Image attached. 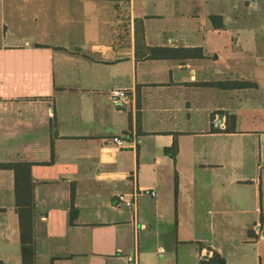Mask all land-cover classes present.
<instances>
[{"label": "crops", "instance_id": "0c3cea01", "mask_svg": "<svg viewBox=\"0 0 264 264\" xmlns=\"http://www.w3.org/2000/svg\"><path fill=\"white\" fill-rule=\"evenodd\" d=\"M213 1L0 0V162L31 163L35 264H201L215 251L264 264V31L229 27L235 0ZM224 80L257 86L205 84ZM142 188L156 195L119 203ZM201 227H238L242 241ZM0 264H23L12 169H0Z\"/></svg>", "mask_w": 264, "mask_h": 264}, {"label": "trees", "instance_id": "16d2710c", "mask_svg": "<svg viewBox=\"0 0 264 264\" xmlns=\"http://www.w3.org/2000/svg\"><path fill=\"white\" fill-rule=\"evenodd\" d=\"M211 20L217 28L223 27L221 15H211ZM138 43L144 42V34L142 29L137 28ZM148 58H192L205 57L202 47H151L146 46ZM207 85L218 86L221 88H245L257 86L255 82L246 80H224L206 82ZM235 121V116H232ZM230 130V128H228ZM165 151L171 156L176 157L178 151V143H174L166 147ZM30 162H0V169H12L15 172V195L16 207L20 219L21 230V252L23 264H35L36 258V242L34 232V181L30 172ZM225 258L217 251L207 261L203 260L201 264H225Z\"/></svg>", "mask_w": 264, "mask_h": 264}, {"label": "rangeland", "instance_id": "374dc122", "mask_svg": "<svg viewBox=\"0 0 264 264\" xmlns=\"http://www.w3.org/2000/svg\"><path fill=\"white\" fill-rule=\"evenodd\" d=\"M213 2H215L214 6H219L220 8L232 6L231 2L228 5L226 0H214ZM251 2L257 4L259 7H249L245 3V0H235L233 3L234 7H231L235 10L228 17L229 27L234 28V26H238L239 30L257 29L264 31V0H247V3L250 4ZM174 231L175 230H173V233ZM196 232L197 234L199 233L202 238H210L211 241H242L241 237L243 236L242 229H239L238 227L228 228L227 231L222 229V227H216L215 231L201 227ZM182 233L187 235L188 232L183 231ZM260 241H264V239Z\"/></svg>", "mask_w": 264, "mask_h": 264}, {"label": "built area", "instance_id": "2783aa9c", "mask_svg": "<svg viewBox=\"0 0 264 264\" xmlns=\"http://www.w3.org/2000/svg\"><path fill=\"white\" fill-rule=\"evenodd\" d=\"M111 95L115 100L126 99L128 97L127 91L121 88L112 89ZM112 140L121 147H124L127 143V139L121 136H113ZM141 193L148 195H156V190L153 188H142L130 193H120L118 194L117 198L119 203L125 205L126 207L134 208L137 204V197Z\"/></svg>", "mask_w": 264, "mask_h": 264}, {"label": "water", "instance_id": "95a60500", "mask_svg": "<svg viewBox=\"0 0 264 264\" xmlns=\"http://www.w3.org/2000/svg\"><path fill=\"white\" fill-rule=\"evenodd\" d=\"M222 116H223V114L221 113V114H220V118H219L218 123H220V121H221V119H222Z\"/></svg>", "mask_w": 264, "mask_h": 264}]
</instances>
